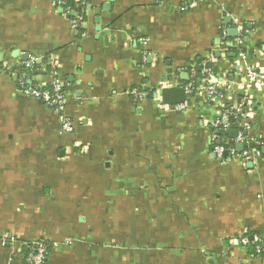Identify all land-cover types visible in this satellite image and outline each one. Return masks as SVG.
Instances as JSON below:
<instances>
[{
  "label": "crops",
  "instance_id": "crops-1",
  "mask_svg": "<svg viewBox=\"0 0 264 264\" xmlns=\"http://www.w3.org/2000/svg\"><path fill=\"white\" fill-rule=\"evenodd\" d=\"M108 1L89 0L80 33L55 0H0V264L41 241L47 264H264L235 245L264 236V83L247 88L264 0ZM23 57L32 84H63L71 133L20 90ZM189 84L184 109L163 103ZM244 100L260 157L219 159L213 135L240 132L221 115Z\"/></svg>",
  "mask_w": 264,
  "mask_h": 264
},
{
  "label": "built area",
  "instance_id": "built-area-1",
  "mask_svg": "<svg viewBox=\"0 0 264 264\" xmlns=\"http://www.w3.org/2000/svg\"><path fill=\"white\" fill-rule=\"evenodd\" d=\"M74 1L77 6L80 8L81 13H77L75 10L67 7L68 2ZM56 5L64 9V12L67 15H73L72 18V27L77 30H83L85 28L86 21L84 20V15L86 16L85 9L88 7V0H55ZM25 69L29 72H22L19 78V88L26 95L32 99L39 101L47 108H50L57 115H59L61 120L62 131L65 133H71L73 130L71 122L66 118V109L68 106V100L66 93L64 92V86L62 83L56 81L52 85L42 86L39 84H32L30 73H35L36 69L34 68V60L30 59L25 64ZM211 73L209 72L208 76L210 77ZM248 83L247 88L253 87L257 82L264 83V76H259L253 68H247ZM212 80V81H211ZM209 81L207 88V96L214 100L218 98L220 93V87L216 83L214 77ZM185 92L187 96H190L194 92L193 84L185 86ZM132 95L137 99H144L148 94L144 91L134 90ZM246 101L244 100L237 107H230L224 110L221 115L220 122L227 123L224 125V128L229 127V118L233 116L236 120L242 118V110L246 106ZM178 109H184L185 103L176 105ZM235 127L241 128L237 138L233 143H225L224 140L220 137L219 134L213 135L214 145V154L219 159H224L225 157L230 158H241L246 162H253L256 158L260 157V152L254 148L250 147V139L248 138L246 132L249 130V126L240 122H237ZM244 145V150L238 152L236 147L238 145ZM227 155V156H226ZM249 233H244L239 238L235 239V245L244 249H252V254L250 255L254 260H263L264 261V236L260 234L250 235ZM32 252L28 257L27 261L30 264H46L47 250L48 247L45 241H41L35 244H32Z\"/></svg>",
  "mask_w": 264,
  "mask_h": 264
},
{
  "label": "water",
  "instance_id": "water-1",
  "mask_svg": "<svg viewBox=\"0 0 264 264\" xmlns=\"http://www.w3.org/2000/svg\"><path fill=\"white\" fill-rule=\"evenodd\" d=\"M109 3H111L112 1L109 0ZM109 7L108 6H103L102 10H108ZM100 13L101 11L96 12V15L98 17V19L96 20V23L98 25H100ZM238 30L234 29V30H229V36L230 37H236L238 36ZM17 54V53H16ZM23 60L27 61L28 57H23ZM207 68L211 67V64H207L206 65ZM157 97V96H156ZM187 94L185 92L184 88H168V89H164L161 93V99L163 101V103L165 105H169V106H175V105H180V104H184L187 101ZM224 125H227V123L225 122ZM231 135L233 137L236 136V132L232 131ZM250 147L253 148L254 145L250 144ZM244 150V145L240 144L237 146V151L238 152H242ZM263 152H264V148H263ZM227 156V155H226Z\"/></svg>",
  "mask_w": 264,
  "mask_h": 264
},
{
  "label": "trees",
  "instance_id": "trees-1",
  "mask_svg": "<svg viewBox=\"0 0 264 264\" xmlns=\"http://www.w3.org/2000/svg\"><path fill=\"white\" fill-rule=\"evenodd\" d=\"M88 3H90L89 2V0H88ZM67 7H69V8H71V9H73V10H75L77 13H81V10H80V8L77 6V4L74 2V1H70V2H68V4H67ZM84 17V20L86 21V16L84 15L83 16ZM82 31L83 30H80V33H82ZM24 71L25 72H29V70H26L25 69V67H24ZM33 74V73H32ZM32 74L30 73L29 75H31L32 76ZM206 78V77H205ZM196 83V82H195ZM17 84H18V86H19V80H18V82H17ZM241 121V119H239V120H236L233 116H231L230 118H229V126L230 127H234L235 129H237L238 131H241V128H239V127H235V125L237 124V122H240ZM221 125H223V127H224V123H221ZM220 125V126H221ZM220 135H221V132H220ZM221 137V136H220ZM250 235H255L254 233H249ZM249 235V236H250ZM46 242V245H47V247H48V250H47V258H48V256H49V254H50V251H51V244L49 243V242H47V241H45ZM32 248H33V245L32 244H29V245H26L25 247H24V249H23V253H24V259H28V257L30 256V253L32 252L31 250H32ZM246 250V249H245ZM247 252H248V254L249 255H251L252 254V249H247ZM47 258H46V264H47ZM27 261V260H26Z\"/></svg>",
  "mask_w": 264,
  "mask_h": 264
}]
</instances>
